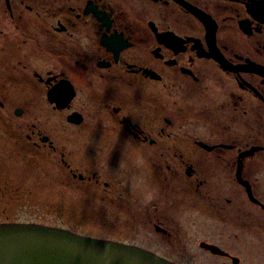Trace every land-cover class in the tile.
I'll return each mask as SVG.
<instances>
[{
    "label": "flooded vegetation",
    "instance_id": "1",
    "mask_svg": "<svg viewBox=\"0 0 264 264\" xmlns=\"http://www.w3.org/2000/svg\"><path fill=\"white\" fill-rule=\"evenodd\" d=\"M0 120L164 244L185 211L259 236L264 0H0Z\"/></svg>",
    "mask_w": 264,
    "mask_h": 264
},
{
    "label": "rangeland",
    "instance_id": "2",
    "mask_svg": "<svg viewBox=\"0 0 264 264\" xmlns=\"http://www.w3.org/2000/svg\"><path fill=\"white\" fill-rule=\"evenodd\" d=\"M2 127L7 126L0 123V130ZM8 138L0 137V224L37 223L137 245L155 253L164 250L166 257L177 264H234L229 258L201 248L202 241L214 240L239 258V264H264V233L252 237L238 234L230 223L219 226L208 217H199L197 212L187 222L185 211L176 216L179 219L170 229L176 237L171 247L155 235L153 228L136 222L131 213L128 217L122 211H114L109 216L100 205H89L84 201V192L77 193L64 184L61 169L53 158H32L27 155L26 143Z\"/></svg>",
    "mask_w": 264,
    "mask_h": 264
},
{
    "label": "water",
    "instance_id": "3",
    "mask_svg": "<svg viewBox=\"0 0 264 264\" xmlns=\"http://www.w3.org/2000/svg\"><path fill=\"white\" fill-rule=\"evenodd\" d=\"M203 246L216 254L228 255L217 246ZM234 262L238 264L239 259L234 258ZM0 264L175 263L133 245L87 237L67 229L37 223H2Z\"/></svg>",
    "mask_w": 264,
    "mask_h": 264
},
{
    "label": "bare ground",
    "instance_id": "4",
    "mask_svg": "<svg viewBox=\"0 0 264 264\" xmlns=\"http://www.w3.org/2000/svg\"><path fill=\"white\" fill-rule=\"evenodd\" d=\"M209 26V25H208ZM214 27V26H213ZM216 27V26H215ZM209 29H211V31L208 33V37H209V39H211V42H212V44H216V41H215V38H216V29L217 28H215V29H213L211 26H210V28ZM220 255V254H219ZM229 255H230V253H229Z\"/></svg>",
    "mask_w": 264,
    "mask_h": 264
}]
</instances>
